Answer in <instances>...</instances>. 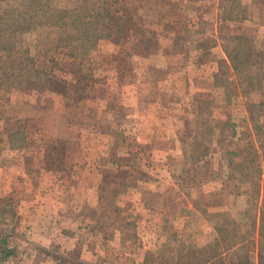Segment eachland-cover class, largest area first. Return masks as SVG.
I'll return each instance as SVG.
<instances>
[{"label": "rangeland", "instance_id": "obj_1", "mask_svg": "<svg viewBox=\"0 0 264 264\" xmlns=\"http://www.w3.org/2000/svg\"><path fill=\"white\" fill-rule=\"evenodd\" d=\"M35 2L22 17L28 0H0L22 18L14 57L33 59L21 84L0 53V264H264V87L222 47L264 51V0ZM179 115L171 193L189 200L144 228L123 197L151 160L137 134ZM201 144L214 153L196 161Z\"/></svg>", "mask_w": 264, "mask_h": 264}, {"label": "crops", "instance_id": "obj_2", "mask_svg": "<svg viewBox=\"0 0 264 264\" xmlns=\"http://www.w3.org/2000/svg\"><path fill=\"white\" fill-rule=\"evenodd\" d=\"M202 90V89H200ZM173 119H162V122H170L171 124L168 125V127H164V131L162 129H156L155 127L152 128V133L149 134L147 132L144 133V131L139 132L137 135L139 138L144 135L146 140H142L145 142V150L150 152L147 153L146 156H148L149 159H151L148 163V165H144L142 167H139V165H134L132 167L133 173L142 172L144 180L141 181L144 183V185L138 186L134 185L133 190H127L125 192V197L127 195L126 202L127 205L131 206V210L135 212L134 218L138 217V213L142 214V222L144 224V228L146 225L153 222L154 217L161 218L164 221L169 220H176L181 219L180 209L183 205V201L185 199L189 200L187 195H184L183 199L179 200V197H175L172 195L171 191H177L178 186H180L179 182L176 180L173 170V157L175 158H181L184 153L182 150V147L180 146V134L178 135L176 133L177 124L181 123V116L179 115L180 119H177V116H172ZM134 120V119H133ZM168 120V121H167ZM244 120V119H243ZM156 121L155 119H152V122ZM246 124H250L249 119L246 120ZM154 125V123H152ZM180 127V126H179ZM239 137V136H238ZM214 152H210V154H213ZM126 154L124 151L123 153L120 152L118 155ZM217 153L215 152L214 155ZM117 155V156H118ZM117 158L120 159V157H113L112 159H109L110 162L108 165L101 166V169H97L96 171L106 172L108 168L111 167V169L115 170V168L118 166L117 162L115 161ZM145 161V160H144ZM99 166V165H98ZM104 167V168H102ZM136 168V169H135ZM225 180L223 179L222 182L219 184L222 186L224 184ZM261 188L263 187L264 181L261 180ZM141 188V189H139ZM87 189L86 187L84 190ZM170 190V192H168ZM144 191V193H150V195H153L156 197V200H151L141 192ZM38 192V191H37ZM157 192V193H155ZM183 194V192L181 193ZM50 197V194H47ZM40 196H37L36 201H39ZM65 199H62V201ZM149 200V201H148ZM263 197L262 195L259 198L260 203H262ZM55 201V200H54ZM91 204L90 198L86 199L84 201V204ZM155 203V204H154ZM152 205V206H151ZM181 205V206H180ZM55 206V205H54ZM156 206V207H155ZM179 208V209H178ZM81 209V207H80ZM79 209V210H80ZM137 210L139 212H137ZM260 212V208H259ZM79 216H82L79 214ZM160 219V220H161ZM158 222V221H156ZM160 224V221L158 223V226ZM157 226V224L155 223ZM122 226L120 227V230H118L119 235H123V232L121 231ZM104 228H101L99 230V235L103 232ZM102 231V232H101ZM99 235H96L98 238ZM145 245V243H144ZM140 248H138L139 250Z\"/></svg>", "mask_w": 264, "mask_h": 264}, {"label": "trees", "instance_id": "obj_3", "mask_svg": "<svg viewBox=\"0 0 264 264\" xmlns=\"http://www.w3.org/2000/svg\"><path fill=\"white\" fill-rule=\"evenodd\" d=\"M29 1V5H30V10L20 13L21 16L23 17V15H29L32 17L35 15V13H37L36 11L39 10V8L36 5L35 0H28ZM46 1V0H45ZM31 14V15H30ZM15 12L12 10H5L3 13H0V26L2 28L3 31V36L4 38H1V40H4L3 42H0V53H6L9 52V62H10V66L11 69L13 71H11L10 73H5L3 77H7V78H14L16 77L17 82L19 81L21 84H23V80L21 79V77L23 76L22 71H26V70H30L31 67L33 66V59L31 58H25L24 61L20 64H18L17 59L14 57L12 51L15 49V45H16V32L15 29L17 30L18 28H21L23 25L21 23V19L17 20ZM234 40H239L242 41L244 48H240V49H236L237 45L235 47H232V42ZM255 38H253L252 36H248V35H226L222 37V47L224 52L226 53V55L228 56L229 60H230V64L233 68V70L235 71V73L238 76H241L239 73H241V68L244 64V66H246L249 69L255 68V66L252 65V61H256V65H258L260 63V61H264V51L261 49V51H257L255 49L254 43L255 42ZM92 44V43H91ZM260 57V61H257L258 58ZM244 60H247V62L249 64H247L246 62H244ZM2 63V65H7V60L5 61H0V64ZM26 63V64H25ZM25 64V65H24ZM19 68L20 71L16 72V68ZM25 68H29V69H25ZM249 69H245L246 70V74L248 73V75H246L247 77V82L250 84H254L255 82H259L260 83V88L264 87V77H258L256 74L255 75H250V70ZM25 74H29L28 72H26ZM9 79V80H10ZM254 81V82H252ZM30 82V84H32V81H28ZM202 147V149H198L197 153H196V161H200L201 159H203L204 157L208 156V154L210 153L209 148L205 145H200ZM260 181V180H259Z\"/></svg>", "mask_w": 264, "mask_h": 264}]
</instances>
